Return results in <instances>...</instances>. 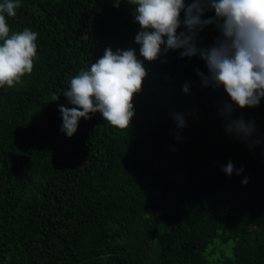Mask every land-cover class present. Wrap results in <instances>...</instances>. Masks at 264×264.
<instances>
[{"label": "trees", "instance_id": "obj_1", "mask_svg": "<svg viewBox=\"0 0 264 264\" xmlns=\"http://www.w3.org/2000/svg\"><path fill=\"white\" fill-rule=\"evenodd\" d=\"M116 3L19 0L16 15L5 14L10 35L28 28L38 37L32 72L0 88V264H264V98L241 109L223 87L204 86L199 55L144 61L129 128L95 113L72 137L60 131L72 77L106 48L143 60L134 6ZM220 35L209 24L197 46ZM240 118L254 125L251 136L227 131ZM228 161L244 171L226 175ZM230 242L233 256L217 255Z\"/></svg>", "mask_w": 264, "mask_h": 264}, {"label": "clouds", "instance_id": "obj_2", "mask_svg": "<svg viewBox=\"0 0 264 264\" xmlns=\"http://www.w3.org/2000/svg\"><path fill=\"white\" fill-rule=\"evenodd\" d=\"M130 3L134 6V21L140 25L135 43L140 45L143 60L138 59L135 49L106 48L90 69L72 77L63 95L73 107H59L61 132L72 137L80 119H91L90 114L95 113H100L113 127L129 128L135 115L133 97L141 91L147 76L144 61H155L169 50L182 49L181 57L200 56L208 70L206 76L197 70L204 86L223 87L233 104L241 109L258 106L264 98V0H192L188 4L185 0H130ZM115 6H119V0ZM19 7V0L0 3V88L14 87L30 74L37 54L38 33L25 28L9 34L6 15L14 17ZM213 10L214 17L202 19L206 11ZM182 24L186 31L178 33ZM209 24H215L221 35L211 47L200 48L196 36ZM188 90L185 84L183 91ZM58 99L59 95L53 94L52 101ZM224 107L226 117H230L232 105L226 103ZM173 118L178 128L186 126L183 114L174 113ZM226 129L247 137L252 135L254 125L242 118L229 119ZM222 171L231 176L234 171L239 175L244 169H235L233 162L228 161Z\"/></svg>", "mask_w": 264, "mask_h": 264}, {"label": "rangeland", "instance_id": "obj_3", "mask_svg": "<svg viewBox=\"0 0 264 264\" xmlns=\"http://www.w3.org/2000/svg\"><path fill=\"white\" fill-rule=\"evenodd\" d=\"M233 246H234V242H230L229 244L223 245L221 247V252L219 250L217 251V255H221V253H224L225 255L232 257ZM217 247H220V243L217 244L216 248Z\"/></svg>", "mask_w": 264, "mask_h": 264}]
</instances>
